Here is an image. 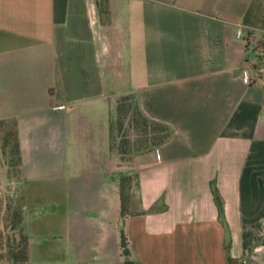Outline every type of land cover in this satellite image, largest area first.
<instances>
[{"label":"crops","instance_id":"obj_1","mask_svg":"<svg viewBox=\"0 0 264 264\" xmlns=\"http://www.w3.org/2000/svg\"><path fill=\"white\" fill-rule=\"evenodd\" d=\"M249 1L0 0L24 264H121L120 229L138 264H228L226 249L264 264V82L238 41L264 30ZM126 95L170 131L127 157L113 120ZM130 174L134 211L120 217Z\"/></svg>","mask_w":264,"mask_h":264},{"label":"trees","instance_id":"obj_2","mask_svg":"<svg viewBox=\"0 0 264 264\" xmlns=\"http://www.w3.org/2000/svg\"><path fill=\"white\" fill-rule=\"evenodd\" d=\"M116 116H127L131 124V127L137 128L138 124H149V129L154 130L147 132L151 138H149V143H144L141 145L142 150L152 148L164 142L170 135L168 128L162 124L155 122H150L147 119H138V111L135 104L132 102L131 96H120L115 100ZM117 126V125H116ZM114 125L117 131L118 126ZM117 147L120 151L125 150V145L121 142ZM0 156L2 161V166L4 167V177L7 181L18 180L20 175V155H19V143L15 128V122L13 120L0 119ZM119 188V198L120 207L119 215L120 217L126 214H131L134 211L132 207L135 200L134 187H135V175L130 174L120 178L118 182ZM214 200L218 209L220 211V201L217 194L214 193ZM18 215V224H21V212ZM21 235V233H20ZM21 244L17 243L15 245L9 244L7 246V252L4 257H0V260L6 261L8 264H24L26 260V243L23 235ZM119 247L121 264H138L136 259L132 257L130 250L127 246V239L122 229L119 232ZM226 251V260L228 264H241L235 259L229 257Z\"/></svg>","mask_w":264,"mask_h":264},{"label":"rangeland","instance_id":"obj_3","mask_svg":"<svg viewBox=\"0 0 264 264\" xmlns=\"http://www.w3.org/2000/svg\"><path fill=\"white\" fill-rule=\"evenodd\" d=\"M247 23L254 28L264 30V0H250L246 9ZM254 40L246 42L245 33L238 39L242 47H245V58L247 63H254L259 56L263 54L264 47L261 41L264 39V34L253 32ZM264 44V42H263ZM114 125L118 126L114 132L117 143L125 145L123 154L125 156L132 155L137 150H142L141 145L149 143L150 135L147 133L149 124H138L137 128L131 127L127 116L114 115ZM116 126V127H117ZM118 148V147H117ZM12 181V182H11ZM9 184H4L0 187V257H4L9 244H21L22 235L20 223L18 224V215H20L21 199L18 193L14 178ZM21 233V235H20Z\"/></svg>","mask_w":264,"mask_h":264},{"label":"built area","instance_id":"obj_4","mask_svg":"<svg viewBox=\"0 0 264 264\" xmlns=\"http://www.w3.org/2000/svg\"><path fill=\"white\" fill-rule=\"evenodd\" d=\"M240 33H241L240 29H237L236 37H238ZM249 70L254 71L256 79L262 80L264 82V52L263 54H261V56L258 58L256 62L248 65V68H247L248 74H249Z\"/></svg>","mask_w":264,"mask_h":264}]
</instances>
